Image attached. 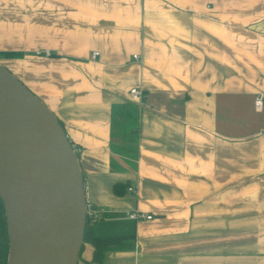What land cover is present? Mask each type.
Returning <instances> with one entry per match:
<instances>
[{
    "label": "crops",
    "instance_id": "1",
    "mask_svg": "<svg viewBox=\"0 0 264 264\" xmlns=\"http://www.w3.org/2000/svg\"><path fill=\"white\" fill-rule=\"evenodd\" d=\"M0 59L133 228L102 264H264V0H0Z\"/></svg>",
    "mask_w": 264,
    "mask_h": 264
},
{
    "label": "water",
    "instance_id": "2",
    "mask_svg": "<svg viewBox=\"0 0 264 264\" xmlns=\"http://www.w3.org/2000/svg\"><path fill=\"white\" fill-rule=\"evenodd\" d=\"M0 197L7 264H78L87 196L78 153L52 110L0 62Z\"/></svg>",
    "mask_w": 264,
    "mask_h": 264
},
{
    "label": "trees",
    "instance_id": "3",
    "mask_svg": "<svg viewBox=\"0 0 264 264\" xmlns=\"http://www.w3.org/2000/svg\"><path fill=\"white\" fill-rule=\"evenodd\" d=\"M2 55L7 57L15 56L10 53ZM114 190L116 193H121L119 185H115ZM134 236L133 228L123 223V221H108L105 218L96 222L88 221L85 229V243L90 244L94 248L91 262L102 264L107 251L125 246V241L133 239ZM8 254L9 236L7 219L0 197V264H7Z\"/></svg>",
    "mask_w": 264,
    "mask_h": 264
},
{
    "label": "built area",
    "instance_id": "4",
    "mask_svg": "<svg viewBox=\"0 0 264 264\" xmlns=\"http://www.w3.org/2000/svg\"><path fill=\"white\" fill-rule=\"evenodd\" d=\"M36 55H44L46 57H50V56H52V52L50 50H42V51H37ZM99 55H100V53L95 51V52L92 53L91 58L93 60H95V59H97V57H99ZM129 95H130L131 99L134 100V101L141 102V100H142V92L138 88H132L129 91ZM263 105H264L263 97L260 96V97L256 98L255 107H256V109L258 111L262 110ZM74 149H75V147H74ZM76 152H77V150H76ZM129 191H133V189L129 188ZM127 217L129 219H132V220H139V219H148V220H150V219L153 218V216L146 215V214L141 213L139 211L128 213ZM103 218H104L103 217V211L100 210V209L95 208L93 205H91V204H89L87 202V219H88V221L96 222V221H99V220H101Z\"/></svg>",
    "mask_w": 264,
    "mask_h": 264
},
{
    "label": "rangeland",
    "instance_id": "5",
    "mask_svg": "<svg viewBox=\"0 0 264 264\" xmlns=\"http://www.w3.org/2000/svg\"><path fill=\"white\" fill-rule=\"evenodd\" d=\"M1 60V59H0Z\"/></svg>",
    "mask_w": 264,
    "mask_h": 264
}]
</instances>
